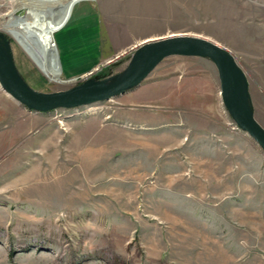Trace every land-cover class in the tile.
<instances>
[{
    "label": "rangeland",
    "instance_id": "1",
    "mask_svg": "<svg viewBox=\"0 0 264 264\" xmlns=\"http://www.w3.org/2000/svg\"><path fill=\"white\" fill-rule=\"evenodd\" d=\"M87 2L110 51L66 77L70 18L51 38L54 83L7 31L26 19L18 4L0 0V43L29 88L113 84L145 41L196 34L234 57L264 129V0ZM0 264H264V150L226 110L214 62L169 57L123 96L47 113L0 88Z\"/></svg>",
    "mask_w": 264,
    "mask_h": 264
},
{
    "label": "water",
    "instance_id": "2",
    "mask_svg": "<svg viewBox=\"0 0 264 264\" xmlns=\"http://www.w3.org/2000/svg\"><path fill=\"white\" fill-rule=\"evenodd\" d=\"M136 48L133 65L119 81L113 84L102 81L81 85L67 92L44 94L27 86L0 43V82L10 97L29 111L47 113L60 108L107 102L123 96L141 86L160 62L169 57L210 59L219 72L220 94L226 110L239 129L253 138L264 150V129L253 116L249 96L244 95L239 83V67L226 49L206 37L190 33L167 34L154 41L142 43ZM139 54H142L145 60L135 66Z\"/></svg>",
    "mask_w": 264,
    "mask_h": 264
},
{
    "label": "bare ground",
    "instance_id": "3",
    "mask_svg": "<svg viewBox=\"0 0 264 264\" xmlns=\"http://www.w3.org/2000/svg\"><path fill=\"white\" fill-rule=\"evenodd\" d=\"M13 1H15L18 6L13 9L10 14L12 15L19 11L18 18L21 14H24L26 19L23 21L16 20L13 24L8 26L7 31L28 55L35 66L49 80L54 83H58V79L61 76V68L58 60V54L55 48L51 45L53 43L51 42V38L67 25L74 8L78 4L90 0H74L69 3L66 2V0ZM46 5L51 6L48 7ZM150 41L154 40L146 42ZM144 60L145 57L142 54H139L137 60L135 61V66L142 64ZM238 78L244 95L248 96L247 87L245 86L246 81L240 72L238 74ZM0 88L3 92L8 94L2 87L1 82Z\"/></svg>",
    "mask_w": 264,
    "mask_h": 264
},
{
    "label": "crops",
    "instance_id": "4",
    "mask_svg": "<svg viewBox=\"0 0 264 264\" xmlns=\"http://www.w3.org/2000/svg\"><path fill=\"white\" fill-rule=\"evenodd\" d=\"M91 10L92 7L88 2L77 5L68 27L63 29L65 33L61 32L62 38L57 40L62 69L66 77L84 74L100 61L106 60L105 55L110 51L106 39L113 40V38L106 34L107 27L103 23L101 11L96 7H93V12ZM148 39L151 38H145L139 43ZM120 49L117 47L115 51Z\"/></svg>",
    "mask_w": 264,
    "mask_h": 264
}]
</instances>
